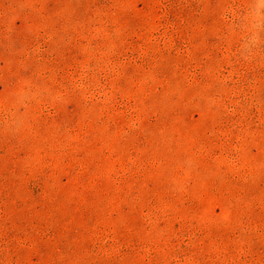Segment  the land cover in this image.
Returning <instances> with one entry per match:
<instances>
[{"label": "rangeland", "instance_id": "1", "mask_svg": "<svg viewBox=\"0 0 264 264\" xmlns=\"http://www.w3.org/2000/svg\"><path fill=\"white\" fill-rule=\"evenodd\" d=\"M0 264H264V0H0Z\"/></svg>", "mask_w": 264, "mask_h": 264}]
</instances>
